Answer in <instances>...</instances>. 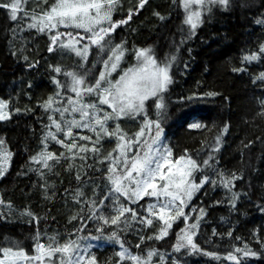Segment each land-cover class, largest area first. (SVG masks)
I'll return each mask as SVG.
<instances>
[{
	"label": "trees",
	"instance_id": "trees-1",
	"mask_svg": "<svg viewBox=\"0 0 264 264\" xmlns=\"http://www.w3.org/2000/svg\"><path fill=\"white\" fill-rule=\"evenodd\" d=\"M4 2L11 0H0V3ZM53 2L21 0L22 9L18 11L20 19L15 22L10 19L7 10L0 8V99L9 102L6 110L10 112L9 119L0 121V138L13 154L5 175L0 176V200L5 202L0 204V214L7 217L0 219V246L7 237L21 242L31 254L32 237L37 231L42 237L58 235L61 243L72 234V238H88L85 243L91 248L87 255L94 256L97 264H115L119 259L115 256L120 250L119 244L105 238L113 231L118 232L125 247L133 254L146 255V250L158 249L165 255L163 264H172L174 255L184 264H233L224 259L233 245L243 247L244 243H249L251 247L259 249L257 237L264 240V213L260 211V206L264 205V115L261 114L264 81L259 79V74L264 72V55L252 62L243 60V56L252 51L259 52L260 45L264 43V23L257 22L264 20V0H230L227 9L213 6L211 14L203 16L204 22L198 26L196 34L183 43L181 28L185 13L179 0H146L139 10L136 9L139 0H118L113 13L114 20H120L128 17L132 9L131 19L119 25L113 34L116 43L124 40L129 49L122 68L134 62L133 46L152 45L160 57L179 47V51H176L177 61L172 67L174 82L167 93L169 112L164 125L165 138L171 141L175 156L188 149L195 157L202 147L201 141H207L211 147L219 129L225 123L229 125L222 138L221 149L216 153L218 167L210 174L216 176L223 170L226 176L230 177L235 172L240 177L232 182L233 190L240 194L235 207L229 204L232 192L224 189L219 182L215 187L207 183L193 196L189 202L191 206H186L187 212L194 213L189 216L190 223L195 222V216L200 214L201 208L204 209L193 239L204 251L220 255L219 260L202 254L186 255L183 251L173 253L171 246L176 240V233L184 227L182 218L175 222L169 235L159 241L147 239L158 232L159 223L146 227L138 221L131 223L130 216L127 226L104 225L101 234L94 230L99 226L95 221H89L81 228V215L87 219L91 212L87 207L82 208L81 203H76L75 192L79 188L89 200L94 198V189L103 195L107 164L101 165L97 161L114 147V139L109 141L105 138L103 151L95 159L89 154L86 160L77 157L70 162L66 149L49 138L46 151L57 156L64 152L65 157L50 161L51 169H43L38 163L30 162V156L45 151L41 144L46 131L43 126L50 123L48 113L39 105L57 91L52 77L56 76L61 81L65 79L49 65L60 64L71 68L80 63L79 58L73 54L66 55L61 49L49 53L48 33L26 27L31 14L39 15ZM156 13L164 16L165 20H160ZM187 27L183 26L185 36ZM13 29L16 30L15 34ZM25 56L27 63L38 61V66L28 68L23 59ZM87 63L91 66V60ZM235 68H242L243 71L234 72ZM119 74L117 71L112 78ZM192 91H214L217 95L206 98L195 107L179 102L180 96L186 97ZM152 103L154 105V101ZM56 106L62 107V104ZM152 116L154 118V112ZM54 118L59 119V113H55ZM192 122L206 127L189 129L187 125ZM120 123L129 133L139 128V121L131 118L122 119ZM114 126L111 124L110 128ZM77 131L80 135L90 134L84 129ZM58 138L64 139L63 134H58ZM250 140L253 143L244 147ZM207 155V151L202 152L200 161ZM98 168L104 171H98ZM35 169L43 172V178ZM78 172L80 181L76 180ZM199 177L200 174H197L196 182ZM42 184L45 188H41ZM9 202L11 211L7 207ZM143 203L146 206L148 200ZM135 207L139 209L141 205L137 203ZM25 210L39 217V220L22 214ZM73 215L77 218L69 220ZM140 215L145 213L140 212ZM230 229L231 237L228 235ZM98 235L99 239H92ZM140 236L145 237L143 243ZM237 236L241 239L236 240ZM42 242L48 243L46 239ZM137 244H141L139 249ZM249 259L251 264H264V258ZM152 264H160L159 255L153 256Z\"/></svg>",
	"mask_w": 264,
	"mask_h": 264
},
{
	"label": "snow or ice",
	"instance_id": "snow-or-ice-1",
	"mask_svg": "<svg viewBox=\"0 0 264 264\" xmlns=\"http://www.w3.org/2000/svg\"><path fill=\"white\" fill-rule=\"evenodd\" d=\"M117 2L118 0H54L39 15L31 14L26 27L40 33H48L50 43L47 51L54 53L56 49L65 50L79 58L80 63L71 68L60 64L49 65L50 69L57 75H63L65 79L61 81L53 76L52 83L57 91L39 105L48 113L50 122L43 126L46 131L41 144L45 151L35 153L29 160L38 163L40 168L51 169L50 161L55 162L65 157L64 152L57 156L46 151L49 138L66 149L70 154V162L77 157L82 161L86 160L89 154L95 159L103 151L105 138L109 141L114 139V147L97 161L101 165L107 164L103 195H99V190L94 189V198L89 200L79 188L75 192L76 203H81L82 208L87 207L91 212L87 219L81 215V228L89 221H95L99 226L94 230L101 234L104 225L127 226L130 216L131 223L138 221L146 227L159 223L158 232L147 237L148 240L159 241L167 237L175 222L182 218L184 227L176 233V240L171 246L173 253L183 251L186 255L202 254L219 260L220 255L204 251L193 239L204 215V209L201 208L200 214L195 216V222L190 223L189 216L194 213L187 212L186 206H191L189 202L193 196L207 183L210 182L215 187L219 182L224 189L232 192L229 204L235 207L240 194L233 190L232 182L240 177L235 172L230 177L226 176L223 170L216 176L210 174L218 167L216 153L221 149L222 138L229 125L225 123L219 129L211 147L207 141H201L202 147L195 157L188 149L179 156L174 155L171 141L165 138L164 125L169 112L167 93L174 82L172 67L177 61L176 51H179V47L177 46L176 51L169 50L160 57L152 45L133 46L131 51L134 53V62L127 68H122L129 49L124 40L116 43L113 34L119 25H124L131 19L132 9L129 10L128 17L114 20L113 13ZM145 3L146 0H139L136 9L139 10ZM179 4L185 13L181 28L183 43L196 34L198 26L204 22L203 16L206 13L210 15L213 6L227 9L230 0H179ZM0 8L8 11L13 22L20 19L18 11L22 9L21 0L0 3ZM156 15L160 20H165L159 13ZM257 22L264 23V20ZM184 25L188 26L187 36L183 35ZM15 31L13 29L14 34ZM13 55L16 53L13 52ZM260 55H264V43L260 45L259 52L247 53L243 60L252 62ZM23 59L28 68L38 66V61L29 64L26 56ZM89 60L91 66L87 63ZM117 71L120 74L113 79V74ZM233 71L240 72L243 69L235 68ZM259 79L264 81V72L259 74ZM216 95L214 91H192L188 96H180L178 99L181 103L195 107L206 98ZM61 104L62 107L56 106ZM8 106L7 100L0 99V121L9 119L10 112L6 110ZM55 113H59V119L54 118ZM261 114L264 115V105ZM129 118L139 121V128L132 133L125 131L120 123L122 119ZM111 124L115 126L110 128ZM187 127L201 129L206 125L192 122L188 123ZM80 129L87 130L90 134L80 135L77 131ZM60 133L64 139L58 138ZM78 140L81 142L78 143ZM252 143L250 140L244 147ZM204 151H207L208 155L201 162L199 157ZM12 155L5 141L0 138V176L5 175ZM35 170L43 178V172ZM97 170L104 171L103 168ZM197 174H200L198 182ZM76 180H81L79 172ZM41 188H45V185L42 184ZM144 200H148L146 206ZM4 203L0 200V204ZM137 203L141 205L139 209L135 207ZM7 207L11 211L10 202ZM260 211L264 213V205L260 206ZM140 212L145 215L141 216ZM22 214L39 220V217H35L30 211L25 210ZM6 218L0 214V219ZM76 218L77 216L73 215L69 220ZM213 231L215 232V229ZM253 234L255 235V232ZM228 235L232 236L231 229ZM99 238L100 235L92 237ZM105 238L119 244L120 250L115 253L119 259L115 264H126L128 261L131 264H152L155 255H159L160 264L165 261V255L154 248L146 250V255L133 254L125 247L117 231L111 232ZM44 239L48 241L47 244L42 242ZM87 239L82 236L72 238V234H69V238L61 243L58 235L42 237L37 231L32 237V249L29 254L21 242L5 237L3 246H0V264H57V261L58 264H97L94 256L87 255L91 248V245L85 243ZM139 239L141 243L145 241L144 236ZM235 239L240 240L241 237L237 236ZM257 242L259 249L251 247L249 243H244L243 247L233 245L224 259L233 264H251L249 258H264V240L257 237ZM136 247L139 249L141 244ZM172 264H184V261L174 255Z\"/></svg>",
	"mask_w": 264,
	"mask_h": 264
},
{
	"label": "rangeland",
	"instance_id": "rangeland-1",
	"mask_svg": "<svg viewBox=\"0 0 264 264\" xmlns=\"http://www.w3.org/2000/svg\"><path fill=\"white\" fill-rule=\"evenodd\" d=\"M61 52H63L64 54H66V55H69L70 53L69 52H67V51H65V50H61ZM66 55H64V56H66ZM63 56V57H64ZM263 100H264V98H263Z\"/></svg>",
	"mask_w": 264,
	"mask_h": 264
}]
</instances>
